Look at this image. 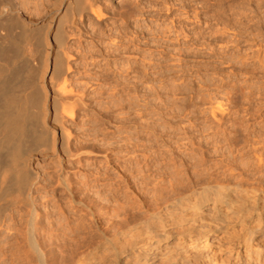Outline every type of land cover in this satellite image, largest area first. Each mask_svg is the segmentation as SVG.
Instances as JSON below:
<instances>
[{
  "label": "bare ground",
  "instance_id": "bare-ground-1",
  "mask_svg": "<svg viewBox=\"0 0 264 264\" xmlns=\"http://www.w3.org/2000/svg\"><path fill=\"white\" fill-rule=\"evenodd\" d=\"M111 3L0 0V264H264L261 155L200 186L121 167L138 39Z\"/></svg>",
  "mask_w": 264,
  "mask_h": 264
},
{
  "label": "rangeland",
  "instance_id": "rangeland-1",
  "mask_svg": "<svg viewBox=\"0 0 264 264\" xmlns=\"http://www.w3.org/2000/svg\"><path fill=\"white\" fill-rule=\"evenodd\" d=\"M124 2L125 13L116 10L129 24L117 20L115 33L138 40L114 100L134 125L122 138L130 141L122 140L121 167L132 178L172 176L188 186L254 171L258 154L264 161V0Z\"/></svg>",
  "mask_w": 264,
  "mask_h": 264
}]
</instances>
